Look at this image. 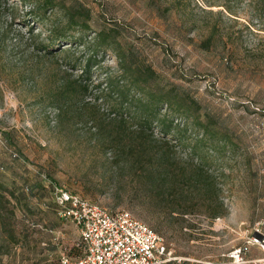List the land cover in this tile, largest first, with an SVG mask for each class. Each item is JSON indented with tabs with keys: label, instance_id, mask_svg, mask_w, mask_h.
I'll return each instance as SVG.
<instances>
[{
	"label": "rangeland",
	"instance_id": "374dc122",
	"mask_svg": "<svg viewBox=\"0 0 264 264\" xmlns=\"http://www.w3.org/2000/svg\"><path fill=\"white\" fill-rule=\"evenodd\" d=\"M80 5L90 36L106 30L116 50L156 70L149 87L173 103L161 110L179 133L143 134L121 105L96 100L106 71L87 96L69 95L72 108L52 102L82 69L37 46ZM37 6L0 0V221L16 238L0 233V264L84 253L79 228L53 209L52 185L131 212L178 264L223 262L257 226L264 233V0H56L32 32ZM116 62L107 53L102 66ZM247 258L264 264V249Z\"/></svg>",
	"mask_w": 264,
	"mask_h": 264
},
{
	"label": "trees",
	"instance_id": "16d2710c",
	"mask_svg": "<svg viewBox=\"0 0 264 264\" xmlns=\"http://www.w3.org/2000/svg\"><path fill=\"white\" fill-rule=\"evenodd\" d=\"M23 1L30 2L31 0ZM35 4L38 5V9L30 13V16L34 18L33 24L32 26L27 24V27H29L28 29L32 32H34L33 26L35 24L39 21L44 22L45 17L43 12H48V10H53L56 7V0H35ZM67 13L68 20L66 23L55 24L47 28L49 30V36L45 42L39 43L37 50L42 51L46 57L62 54L66 57L67 65L72 69L78 67L82 69L79 77L81 79L71 81L64 85L60 90V94L53 96L52 102L56 100L59 101L60 107L70 106L72 108V102L74 100L70 101L69 95L72 94L80 98L87 96L94 82L93 74L97 71L99 74L106 71L104 72V83L101 81L93 85V89H95V92L98 94L95 98L96 100L109 101L114 102L115 105H121L122 115L129 114L131 118L137 120L140 131L143 134L151 132L152 136H154V130L157 128H159L166 137L172 133H179L178 129L180 126L175 125L173 127L172 120L170 123L171 126L169 127V125H167V119L165 118L166 116L162 115L161 103L167 100L157 93L153 94L149 87V84L156 83L159 79L156 70L140 60L137 54L131 53V51L126 53L122 50H116L114 48L116 40L112 35L107 34L106 30H96L93 32L94 36H90L91 34H89V32L92 30L89 23L91 11L86 6L80 5L72 10H68ZM37 36L40 37V34ZM62 46H66V48H62ZM107 53L115 57L117 62L113 67L107 66L104 68L102 65ZM103 85L105 87H103ZM172 104L173 103L168 100L165 105L168 108ZM75 111L77 112L78 110ZM9 152L13 158L17 160L21 159L18 152L11 149H9ZM15 153L17 157L13 156ZM36 172L43 179L45 175L40 173L39 170ZM202 178L205 185L209 187L210 184L208 179L205 177ZM48 180L50 181L49 178ZM53 209L58 215L60 206L55 201L53 202ZM3 215L4 214H0V218ZM4 226L5 222L0 221V233L2 234L5 231V233L10 235L11 232L9 233L6 231ZM50 232L54 237L53 229H51ZM10 237L8 243L15 242V236L11 234ZM53 242L54 244L57 243L56 245L59 244L55 238H53ZM2 245L0 244V255L2 254ZM64 254L66 253H62V255ZM83 254L73 257H80ZM225 261H228V258L223 262ZM171 264L178 263L173 261ZM181 264L190 263L183 262ZM217 264H222V262Z\"/></svg>",
	"mask_w": 264,
	"mask_h": 264
},
{
	"label": "built area",
	"instance_id": "2783aa9c",
	"mask_svg": "<svg viewBox=\"0 0 264 264\" xmlns=\"http://www.w3.org/2000/svg\"><path fill=\"white\" fill-rule=\"evenodd\" d=\"M43 179L51 182L46 176ZM53 195L60 206L59 217L79 228L84 245L82 256L64 254L59 264H171L176 260L163 238L131 212L109 210L63 186L53 185ZM255 233L263 238L254 236L236 248L222 264H257L247 258L251 246L264 249V233L260 226L255 228Z\"/></svg>",
	"mask_w": 264,
	"mask_h": 264
},
{
	"label": "crops",
	"instance_id": "0c3cea01",
	"mask_svg": "<svg viewBox=\"0 0 264 264\" xmlns=\"http://www.w3.org/2000/svg\"><path fill=\"white\" fill-rule=\"evenodd\" d=\"M45 235H48V233L47 232H45ZM50 239H51V237H49L47 240H49L50 241ZM44 244L43 245H45L46 246V242H43ZM51 244L53 245L52 247H54L57 243H55L54 244V242H53V240L51 241ZM52 249H54V248H52ZM48 261V259L47 258H43V259H41V261H40V263L41 264H43V263H45L46 261Z\"/></svg>",
	"mask_w": 264,
	"mask_h": 264
},
{
	"label": "water",
	"instance_id": "95a60500",
	"mask_svg": "<svg viewBox=\"0 0 264 264\" xmlns=\"http://www.w3.org/2000/svg\"><path fill=\"white\" fill-rule=\"evenodd\" d=\"M254 236H255L257 239H259V238L262 239V238H263V236H262L261 234H258V233H255Z\"/></svg>",
	"mask_w": 264,
	"mask_h": 264
}]
</instances>
